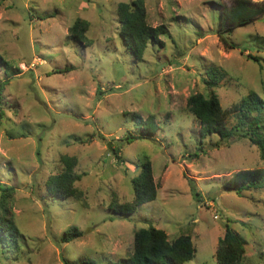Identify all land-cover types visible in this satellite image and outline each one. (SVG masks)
<instances>
[{
  "label": "rangeland",
  "instance_id": "1",
  "mask_svg": "<svg viewBox=\"0 0 264 264\" xmlns=\"http://www.w3.org/2000/svg\"><path fill=\"white\" fill-rule=\"evenodd\" d=\"M131 1L0 0V184L14 190L5 206L19 232L15 241L0 235V264H115L149 225L169 242L190 238L196 252L184 264H216L226 227L244 241L241 264H264V188L224 189L239 171L264 170L257 148L248 138L202 139L185 109L189 96L210 93V69L224 73L213 92L227 128L249 94L264 100V14L225 33L221 15L232 0H145L147 24L166 34L137 61L116 15L118 3ZM76 19L89 25L86 47L67 39ZM149 117L153 134L143 138L137 122ZM126 136L141 139L128 144ZM61 155L77 160L79 200L45 192L63 170ZM146 160L156 200L115 215L110 205L132 202ZM74 227L81 236L61 243Z\"/></svg>",
  "mask_w": 264,
  "mask_h": 264
},
{
  "label": "trees",
  "instance_id": "2",
  "mask_svg": "<svg viewBox=\"0 0 264 264\" xmlns=\"http://www.w3.org/2000/svg\"><path fill=\"white\" fill-rule=\"evenodd\" d=\"M233 4L226 13L222 12V24L228 26L224 29L225 33H231L233 28L246 26L251 21L264 14V3L254 5L250 0H232ZM116 15L119 25V36L127 45L133 58L141 61L144 52L149 43L159 44L160 36L166 34L163 26L150 27L146 21L145 0H132L129 3H118ZM89 25L86 21L76 19L68 29L67 39L85 47L90 44L86 38ZM218 38L225 46H228L227 40L223 34H218ZM253 61L257 59L253 58ZM72 69L65 68L60 74H67ZM207 80L204 81L210 93L205 97L201 94H194L186 100V112L193 116L200 125V136L215 135L221 142H228L232 139L248 138L253 146L259 152L262 162H264V100L260 99L254 93L249 94L241 102L239 114L240 117L235 126L227 128L225 113L222 110L218 98L213 92L219 82L224 79V73L217 69H210L207 72ZM2 113L0 111V118ZM153 117L145 121L138 120L144 128L141 131L143 138L152 136L151 129L147 126L152 122ZM139 137L126 136L125 142L130 144ZM117 157V152H115ZM59 162L63 167L62 172L50 176L45 184V192L52 198L60 201L69 199L79 200L82 193L75 187L82 175L75 173L77 160L74 157L61 155ZM133 200L125 204H112L109 210L119 217H128L135 213L138 208L144 204L156 200L157 186L154 183L151 164L145 161L136 178L132 180ZM264 188V170H244L233 174L228 181L224 183V189L234 191L238 195L251 190ZM14 190L0 184V235L1 238L15 241L19 236L18 229L13 223L9 210L5 206L6 200L11 197ZM191 192L194 200L199 202L200 195L195 191L191 184ZM81 236L77 228H71L65 231L61 237V243L68 244ZM244 241L237 233L226 227L225 234L218 241L215 251L216 264H241L245 249ZM195 249L191 240L186 235L178 236L172 242L167 240L164 231L156 229L153 226L140 229L134 234L132 253L125 259L118 260L115 264H184L193 260ZM83 264V263H82Z\"/></svg>",
  "mask_w": 264,
  "mask_h": 264
},
{
  "label": "water",
  "instance_id": "3",
  "mask_svg": "<svg viewBox=\"0 0 264 264\" xmlns=\"http://www.w3.org/2000/svg\"><path fill=\"white\" fill-rule=\"evenodd\" d=\"M107 147H108V150H110V146L108 145ZM110 151H111V153H113V151H112V150H110Z\"/></svg>",
  "mask_w": 264,
  "mask_h": 264
}]
</instances>
